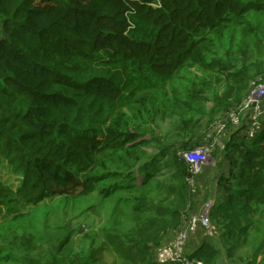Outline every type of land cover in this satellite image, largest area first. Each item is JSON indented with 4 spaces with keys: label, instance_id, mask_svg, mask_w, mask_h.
Listing matches in <instances>:
<instances>
[{
    "label": "trees",
    "instance_id": "trees-1",
    "mask_svg": "<svg viewBox=\"0 0 264 264\" xmlns=\"http://www.w3.org/2000/svg\"><path fill=\"white\" fill-rule=\"evenodd\" d=\"M263 13L264 0H0V141L22 175L14 199L39 205L48 198L96 191L109 197L125 182L100 185L127 175L130 188L143 190L133 206L138 219L124 231L106 230L105 243L115 252V264H157L156 248L193 207V173L183 155L189 149L167 163L173 182L157 179L159 165L151 159L139 165L144 173L138 183L133 167L141 157L135 150L147 140L126 126L123 111L173 82L188 64L206 65L210 46L228 28L254 32L250 17ZM231 79L213 115L230 106L234 94L245 97V73H232ZM117 120L123 127L115 126ZM244 129H231L224 141L232 174L220 178L226 194L210 221L221 231L229 255L242 236L251 231L260 236L245 259L259 264L264 254V128L252 139ZM121 152L132 161L127 174L98 171ZM154 188L166 193L151 198ZM220 253L203 242L188 256L215 264ZM53 256L42 263L26 255L23 264H100L95 250Z\"/></svg>",
    "mask_w": 264,
    "mask_h": 264
},
{
    "label": "rangeland",
    "instance_id": "rangeland-1",
    "mask_svg": "<svg viewBox=\"0 0 264 264\" xmlns=\"http://www.w3.org/2000/svg\"><path fill=\"white\" fill-rule=\"evenodd\" d=\"M250 19L255 24L254 32L248 34L243 26L228 28L223 38L210 46L206 65L188 64L173 82L146 93L140 104L123 111L126 126L147 140L141 150H135L141 157L133 167L137 169L138 183L144 173L138 170L139 165L151 159L159 165L157 179L173 182V167L167 165L173 156L197 147L214 122L241 103L244 96L234 94L229 100L231 105L213 115L217 98L234 83L232 73H245L249 85L264 79V13L253 14ZM212 37L215 40L216 34ZM118 124L123 127L122 120H117L115 126ZM227 137L223 135L220 141ZM4 147L0 141V264H23L26 255L47 263L53 259V252L74 255L92 250L97 252L100 264H115L117 257L105 243L104 233L112 229L124 231L135 223L138 217L133 206L143 190L130 188L124 175L100 185L101 189L109 183L125 182L109 197L96 191L83 197L48 198L39 205L21 204L14 196L22 175ZM222 152L218 145L215 154ZM106 161L107 167L98 171L120 169L127 174L132 163L125 152L115 153ZM162 193L166 190L154 188L149 195L158 199Z\"/></svg>",
    "mask_w": 264,
    "mask_h": 264
},
{
    "label": "built area",
    "instance_id": "built-area-1",
    "mask_svg": "<svg viewBox=\"0 0 264 264\" xmlns=\"http://www.w3.org/2000/svg\"><path fill=\"white\" fill-rule=\"evenodd\" d=\"M264 79H258L249 85L248 91L241 103L233 106L223 113L213 124V128L201 140L200 145L183 153L190 163L193 173L191 182L195 184V178L202 172L206 163L211 160L215 150L224 147V141H220L223 135L228 136L231 129L244 127V133L248 139L255 138L264 128ZM214 209L213 201L204 204L203 211L187 216L183 226L175 239L156 248L154 260L157 264H204L197 258H191L186 253L189 235L200 228L210 229V213Z\"/></svg>",
    "mask_w": 264,
    "mask_h": 264
},
{
    "label": "crops",
    "instance_id": "crops-1",
    "mask_svg": "<svg viewBox=\"0 0 264 264\" xmlns=\"http://www.w3.org/2000/svg\"><path fill=\"white\" fill-rule=\"evenodd\" d=\"M264 104V101H263ZM226 141V140H224ZM230 162L226 159L224 152L214 154L209 163H206L203 171L195 178L193 207L187 212L185 218L192 214H198L203 211L204 204L207 201H213L214 207L221 203L226 192L219 184L221 177L231 176ZM185 222V219L183 223ZM183 226V224H182ZM179 229L169 230L162 244L169 243L175 239ZM221 231L213 225L211 228H200L198 231L191 233L186 246V253L190 254L203 242H210L221 250L220 256L215 264H246V258L251 254L254 246L260 242V236H255L254 232L242 236V242L237 249H233L229 255L226 251V246L221 240ZM259 264H264V254L259 258Z\"/></svg>",
    "mask_w": 264,
    "mask_h": 264
}]
</instances>
